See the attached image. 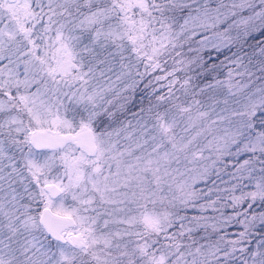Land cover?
<instances>
[{"label": "snow or ice", "instance_id": "obj_1", "mask_svg": "<svg viewBox=\"0 0 264 264\" xmlns=\"http://www.w3.org/2000/svg\"><path fill=\"white\" fill-rule=\"evenodd\" d=\"M0 264H264V0H0Z\"/></svg>", "mask_w": 264, "mask_h": 264}, {"label": "trees", "instance_id": "obj_2", "mask_svg": "<svg viewBox=\"0 0 264 264\" xmlns=\"http://www.w3.org/2000/svg\"><path fill=\"white\" fill-rule=\"evenodd\" d=\"M225 179H227V177H225ZM222 187H224V186L222 185Z\"/></svg>", "mask_w": 264, "mask_h": 264}]
</instances>
